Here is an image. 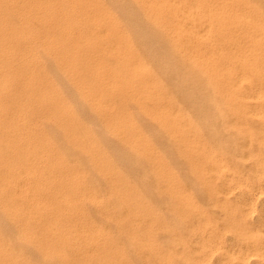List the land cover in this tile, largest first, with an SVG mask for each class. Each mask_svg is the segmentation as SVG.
Listing matches in <instances>:
<instances>
[{"label":"rangeland","instance_id":"1","mask_svg":"<svg viewBox=\"0 0 264 264\" xmlns=\"http://www.w3.org/2000/svg\"><path fill=\"white\" fill-rule=\"evenodd\" d=\"M56 1L58 3V7L61 9V4L64 1ZM105 1L107 2V0ZM111 1L112 0H108V3H111ZM34 36L35 37L31 35L32 38L29 44H25L26 47L23 46V49L21 48L22 51L20 55L24 56L23 58L21 56L20 59L22 63H24V65H19L21 70H16V76L11 75L13 77L12 79L11 76L7 75L6 71L3 73L0 72V79H6L5 84L7 83L10 87L7 88L8 85L6 84V90H4L5 87L3 86L2 90L0 89V107L5 108L6 111H8L6 112V116L10 117V127L9 125L6 126V124L3 123L0 118V122L3 124L2 125L0 123V126L2 125L0 129L3 128L2 130H0V256H2L0 257V264L6 263V259L4 258L5 256L9 258V264H118L119 261L112 258L111 256H114L115 253L120 254L121 252L122 258L125 259L126 264H264V111H262V109H264V91H262V89L264 90V81H258L260 83H258L259 85L257 84V82L252 81V77H254V73L252 72V77L251 74L249 76L250 81L248 83L250 84L247 83L248 86L247 84L243 85V83H238L239 85L235 84L231 86L219 84L216 87L217 90L215 89L216 91H214L212 88H208V84L202 82V80L200 81L198 79L190 78L191 76L186 75V71L184 72L183 70L178 69L173 65H169L168 63L165 64L164 61L167 59V57L164 58L165 55H160L159 53L155 54L156 57L154 55L153 58L149 56L156 66V68L154 66V70H157L159 75L161 73V76H163L166 81H170H167V84L164 86V88L168 89L167 91L170 95L167 100H170L171 106L183 111L185 122H188V124H190L191 126V131H189L188 129L184 131V135L182 137V142L180 145H176L170 142L167 138H165L162 132L155 126V124L151 120L144 118L137 112L135 107H133L129 103L126 104V102L121 100V98H117L118 93L116 94V92H118L119 88H115V91L111 90L113 94H110L111 92L109 91L107 103H111L112 106L116 109L115 115L109 113V122L114 121L117 123L119 121L121 122L122 119V124H124L125 119H127L128 117L131 119V121L134 123L135 128L134 133H129L130 139H138V133L147 138L152 144L155 151L158 153V155L161 156L162 160L164 161L168 170V174H172V177L170 179L160 180L153 174L152 167L149 163L139 162L137 164L133 163L134 166L131 165L132 160H136L137 156L132 153L131 149H129L128 147L126 148V145H123L116 136L109 132L106 126V124L109 122H102L105 117L103 118V116L95 114V111L90 108L91 105L87 103V101L85 102L84 100H82L80 96H78L79 94L75 88V85H71L65 70L63 71L61 68L58 69L59 67L56 68L58 66V59H56L57 55L49 53L45 50H42L43 52L41 51L42 46L44 47V45L47 44V40L45 37L49 35H41L40 37L38 35ZM64 36L70 37L71 35H54V37L57 38H64ZM41 41H43L44 43H41ZM34 42L38 43V45ZM25 48H29V52L27 50L26 52L24 50ZM34 49H36V53ZM38 50L42 52L41 54L39 53L41 56L38 55ZM25 52L27 53V55H25ZM36 54L38 55L37 58L35 57ZM33 56L35 59H33ZM40 58L43 59L39 60ZM47 58H51L52 61L51 59L47 60ZM30 59L34 61L32 62ZM44 59L46 60V62ZM47 62H49L50 65H48ZM52 63L54 64L53 66ZM106 63H109V66L111 67L113 66V61L111 60L110 62L108 60ZM22 66H26V68L23 69L24 67ZM46 66L48 68H46ZM30 67L33 72L30 70ZM32 67H34V69ZM19 74H22V76H19ZM26 74H30L32 75L33 79L38 80L35 87H23L21 85L23 83L22 81H24V83L26 82V78H24ZM80 74L84 83L86 81H88L86 82V84L92 83L93 80L86 71H80ZM109 75L110 74H108V76ZM113 78L114 76L112 75L109 77L110 80ZM46 79L48 81H46ZM14 82L16 83V86H14ZM47 82L48 84H46ZM200 82L202 83L200 84ZM42 83L43 85H40ZM10 84L13 85L14 89H12V85ZM69 84L70 86H68ZM93 84L97 85L98 87L102 86V84L94 81ZM37 85H40L41 87L44 86L45 88L39 89L37 88ZM18 86L20 87V90L18 89ZM233 86L236 88H234ZM237 86L239 87L237 88ZM250 86H253V88H250ZM22 87L27 88V91L23 92V90L21 89ZM37 89L40 91L38 92ZM43 89L48 94L53 89H56L59 92V98L62 97V99L64 98L63 100L65 101H63L62 99L60 100H62L67 105L70 103L68 106L70 107L69 109L71 110V112H73L72 115L74 114V123H76L72 127L78 128L79 125L80 128L78 129L80 130L81 134L87 135V137L91 141V144L95 146V151H103L107 161H112L111 163L116 165V169L119 170L118 172L122 174L125 180L128 181L132 186H134V211L136 213L134 216L136 221L134 225V245H131L126 240V236L121 235L120 230L116 228L115 225H113V220L111 221V218L115 216L121 217L124 220L125 215L122 212L118 211V209L116 208L117 200L114 199L113 195L111 196V194L108 192V182H106V180L97 172L96 168L89 159V155L87 153L84 154V152L78 153L77 150L75 151V148L68 144L65 140L62 130L55 124H53L52 120L50 119L51 116L57 112L58 100H56L55 102H51V104H46V102H41L40 100H38ZM15 90L17 91L15 92ZM249 90L253 94L250 93ZM74 91L77 95L74 93ZM25 92H30L32 94V97L24 95ZM242 92H244V94ZM35 93H39V95H35ZM33 97L34 101H31L30 98H32L33 100ZM262 98L263 100H261ZM242 100L245 101L244 105V101ZM255 100H257V102ZM258 101L260 103H258ZM143 102L145 103L144 106L148 109L153 108V105L149 103V100H143ZM42 104L45 106H43ZM252 105L254 106V108ZM19 107L21 108L19 109ZM52 110H54L55 112H53ZM88 111H90L91 114ZM9 112H12L13 115ZM234 112L236 114H234ZM105 113L107 115L108 112ZM89 114L90 116L93 115V118L90 117ZM75 115H77L78 117ZM48 116H50V118ZM16 117H19V119L21 118L22 120H19ZM39 117L41 118L39 119ZM44 117L47 118L45 119ZM137 118H139L140 120H137ZM19 121L21 124L19 123ZM36 122L39 124L37 125ZM99 124L100 126H102V128L99 127ZM31 125L32 128L30 127ZM141 125L143 126V128ZM36 130V133H38L39 131L44 135L45 139L47 135L46 142L50 146V149L48 148L49 150L47 149V146L45 144H43L42 147L40 139L38 140L37 135L34 132ZM144 130L148 131L145 132ZM89 132L92 134H90ZM224 132L226 133V136ZM32 133L35 135H33ZM104 133L106 134V136ZM108 137L110 140L108 139ZM223 137H225L226 139H223ZM100 138H105L107 139V141L104 139L103 143L102 139ZM36 139L38 141H36ZM153 139L155 142L153 141ZM216 139L218 140V142ZM8 140H10L11 143ZM111 142H113V148H117V151L121 149L120 152L122 151V155L121 153H119V151L117 153V151L112 147L111 150L116 151V153L114 151L112 153L109 152V144H111ZM114 143L116 144L115 146ZM103 144H105L104 147ZM69 145L72 148H70ZM105 146H107V148ZM110 146H112V144ZM160 148L163 151H161ZM123 150H125L126 153ZM52 151L53 154L51 156ZM74 152L76 154H74ZM25 153L28 157L24 156ZM56 153L57 155L59 154V157H62L60 158L61 163L54 159L53 155H56ZM37 154H39L38 157ZM77 154L80 155L78 156ZM113 155L114 158L112 157ZM167 155H170V157H167ZM80 156H85L84 158H86L87 156V158L82 159V157ZM52 158L54 160H52ZM115 159H117V161ZM87 161L89 162L87 163ZM115 161L118 162V164ZM55 162L56 165L54 164ZM62 164H64L65 166H62ZM125 164L127 165L128 170ZM52 165H54L55 167ZM72 170L73 172H71ZM137 170H139L140 172ZM58 171L61 172L59 173ZM67 172H69V174ZM51 173L54 174L52 175ZM55 174L56 176H54ZM239 175L240 177H243L240 178ZM248 175H255V178L252 176L253 178L250 179ZM97 176L100 177L98 178ZM180 176L182 177V180ZM54 177L58 178L56 179ZM59 177H62V180L59 179ZM76 177L79 179L77 180ZM101 177L104 181L100 179ZM246 178L250 179L251 182H247ZM22 179L23 181L21 182ZM69 180L71 182H67ZM75 180H77V182H80L76 183ZM252 180L254 182H252ZM72 181H74L75 184L72 183ZM40 182L42 184H40ZM58 183H61L63 185ZM65 183V187H67V190L65 189V187H63ZM75 185H77V187ZM21 186L23 187L21 188ZM2 187L5 188L2 189ZM53 187L55 188V190ZM79 187L82 188L80 189ZM242 188L244 190H241ZM246 188L248 189L245 190ZM10 189H12V191ZM79 189L81 192L79 191ZM87 192L93 197L92 199H88V197L85 195V193ZM27 193L28 195H26ZM71 193L73 196H71ZM3 194L6 197H4ZM60 194L65 196V199H61ZM261 196L263 198H260ZM1 197L4 198V200ZM67 197H69L71 203ZM41 198L43 201L41 200ZM72 201L74 202V204L72 203ZM6 203L9 206H7ZM37 206L39 208H37ZM6 207L12 210H9ZM71 207L76 208L71 209ZM13 209H15L16 211ZM4 211L6 214H8L9 212L10 213L6 215ZM64 213L66 216H64ZM72 214H74V216ZM1 215L4 216L2 217ZM89 223H91L92 225ZM23 227L29 234L32 233L30 234L31 236H39L38 238L35 237L39 244L38 249H35L37 247H33L34 245H31V241L29 242V240H27V237H25L26 234H22L21 229ZM91 228L97 229L100 233V237L102 238H99V242L95 246L96 248L92 246L95 244L92 241L88 240V235L82 231L84 229L87 230ZM27 229H31V232H29V230ZM126 232L127 229H125L124 233L126 234ZM20 237H22L23 239ZM45 248H47L46 250L49 252L56 251L60 254H64L63 259H60L52 252L51 256H53V254L54 256L48 257V259H46L41 254V252ZM96 249L102 250L105 254V257L101 258L100 256H98V253L94 252ZM81 250H83L84 252ZM249 253L254 256H249ZM131 254H134V257L133 255L131 256ZM51 258L53 259L51 260ZM93 258L94 260H92Z\"/></svg>","mask_w":264,"mask_h":264},{"label":"bare ground","instance_id":"2","mask_svg":"<svg viewBox=\"0 0 264 264\" xmlns=\"http://www.w3.org/2000/svg\"><path fill=\"white\" fill-rule=\"evenodd\" d=\"M62 1H64V2L61 4L62 7L60 9L57 5L58 3L56 0H0V72L3 73L6 71L8 76H11V75L16 76V70H18V71L21 70L19 65H24V63H22V61L20 59V57L22 56V55H20L21 51H22L21 48L23 49V46L26 47V45L29 44V42L32 38L31 35L33 37H35L34 35H38L39 37L41 35L42 36L43 35L44 36L49 35V36L45 37L47 40V42H46V40H45V42L47 44L44 45V47L42 46L41 51L45 50V51H48L49 53L57 55L56 59H58V61H57L58 66L55 65V66H57L56 68L59 67L58 69L61 68L63 71L65 70V72L67 73L68 78H69V79L68 78L67 79L69 80L71 85L72 84L75 85V88L79 94L78 96H80L82 100H84L85 102L87 101V103H89L91 105L90 108H92L95 111V114H98L99 116H103V118L105 117L104 120L102 121L104 123H107L110 121V118H109L110 114L109 113H112L113 115L116 114L115 107H113L111 103H107V97L109 96V91L111 92V90L113 91L115 88H119L118 92H116V94L118 93L117 98H121V100L125 101L126 104L129 103L130 105L135 107L137 112L139 114H141L144 118L151 120L155 124V126L162 132V134L165 136V138H167L170 142H172L176 145H180L182 142V137L184 135V131L187 129L189 131H191L190 124H188V122H185L183 111L181 109H176L173 106H171L170 100L169 101L167 100L170 97V95L168 94V91H167L168 89L164 88V86L167 84V81H169V80L166 81L163 78V76H161V73L159 75L157 70L156 71L154 70L155 65H154V62L150 59V57L153 58V56L155 54L160 53V55H165L164 58L167 57V59L164 61L165 64L168 63L169 65H173L174 67L183 70L184 72L186 71V75L191 76L190 78L198 79L200 81L202 80V82L208 84V88L210 87L214 91L217 90L216 87L219 84L231 86V85H235L238 83L239 84L243 83V85H245L250 81L249 76L251 74V77H252L253 73H254V77H252L253 78L252 81L257 82V84L259 83L258 81H260V82L264 81V0H112L111 3H108V0H107V2L105 0H62ZM63 4H65L66 6ZM63 6H65V7H63ZM50 35H53V36H50ZM54 35H71V36L70 37L64 36V38L59 37L60 38L59 39L57 37H54ZM35 39H38V38H35ZM63 39H64V41H63ZM61 40L63 41V43ZM43 41H41V43H44ZM34 43H36V42H34ZM36 44L38 45V43H36ZM29 48H31V47H29ZM28 49L25 48L24 50L28 51ZM34 50L36 53V49H34ZM31 51H33V50H31ZM39 51L40 50H38V55H40L43 52V51L42 52L41 51L39 52ZM25 55H27V53ZM38 55L36 54L35 57L37 58ZM23 56H22V58H23ZM30 56H31V54H30ZM28 57H29V55H28ZM46 57H45V59H46ZM155 57H156V55H155ZM33 59H35L34 56H33ZM41 59H43V58H40L39 60H41ZM48 59H51V58H47V60ZM30 60H28V61H30ZM44 60H42V61H44ZM108 60H109V62H110V60L113 61L112 67L109 66V63L108 64L106 63ZM25 61H26V58H25ZM51 61H52V59H51ZM37 62H38V59H37ZM45 62H46V60H45ZM49 62H47L48 65H50ZM13 63H15V64H13ZM29 64H30V62H29ZM34 64H35V62H34ZM53 65L54 64L52 63V66ZM110 65H111V63H110ZM26 66L25 67L22 66V67H24L23 69H25ZM47 66H46V68H48ZM32 68L34 69V67H32ZM155 68H156V66H155ZM30 70H31V67H30ZM37 70H39V69H37ZM48 70H50V69H48ZM31 71L33 72V70H31ZM80 71H86L94 82H98V83L102 84V86L98 87L97 85H94L93 81L90 84H88V83L86 84V82H88V81H86L84 83L82 80ZM58 72H60V71H58ZM108 74H110V75L108 76ZM20 75L22 76V74H19V76ZM111 75L114 76V78L110 80L109 77ZM36 76H39V75H36ZM24 78H26V80H25L26 82L24 83V81H22L24 83V84L23 83L21 84L23 87H32V86L35 87V85L37 84L36 82L38 80L33 79L32 75H30V74L29 75L26 74V76ZM12 79H13V77H12ZM39 79H40V77H39ZM108 79H109V81H108ZM17 80H19V79H17ZM46 81H48V80L46 79ZM90 81H91V79H90ZM5 82H6V79L5 80L0 79V89L1 90L3 87L6 86L7 83L5 84ZM43 82H45V81H43ZM51 82H52V80H51ZM195 82H196V80H195ZM202 82H200V84ZM193 83H192V85H193ZM14 84H15L14 86H16L15 82H14ZM46 84H48V82ZM248 84H250V83H248ZM248 84H247V86H248ZM10 85H12V84H10ZM40 85H43V83ZM40 85L39 86L37 85V88H39V89L45 88L44 86L41 87ZM68 86H70V84ZM8 87H9V85L7 86V88ZM23 87L21 88L23 90V92L27 91V88H23ZM238 87L239 86H237V88ZM259 87H261V86H259ZM259 87H258V89H259ZM234 88H236V87H234ZM250 88H253V86H250ZM12 89H14L13 85H12ZM18 89L20 90V87ZM56 89H53L49 94L46 93L45 90L43 89L38 100H40L41 102H46V104L47 103L51 104V102H53V101L55 102L56 100H58L57 101V103H58L57 112L55 114H53L51 116V118H50V116H48V117L52 120L53 124H55L57 127H59L62 130V133L64 134L65 140L67 141L68 144H70L72 147L75 148L74 149L75 151L77 150L78 153L84 152V154L87 153L89 155V159L92 162V164L94 165V167L96 168L97 172L106 180V182H108L107 183L109 186L108 192L111 194V196L113 195L114 199L117 200L116 208L118 209V211L122 212L125 215L124 220L121 217L115 216V217L111 218V221L113 220V222H112L113 225H115L116 228H118L120 230L121 235L126 236V238H127L126 240L131 245H134V225L136 223L135 217H134L136 214L134 211V205H135L134 204V199H135L134 198V186H132L128 181L125 180V178L122 176V174L120 172H118L119 170L116 169V165L111 163L112 161L111 162L107 161L106 157L104 156L103 151H101L102 153L98 150H97L98 152L95 151L96 148H95V146H93V144H91V141L87 137V135L84 134L85 135L84 136L81 134L80 130L78 129V128H80L79 125H78V128L72 127L76 123H74L75 122L74 117H73L74 114L72 115L73 112H71V110L69 109L70 107L68 106L70 103L68 105L66 103H64L63 102V101H65V100H63L64 98L63 99H62V97L59 98L60 95ZM244 89H245V87H244ZM4 90H6V87ZM16 91L17 90H15V92ZM39 91L40 90H38V92ZM192 91H194V90H192ZM262 91H264V90L262 89ZM10 92H11V90H10ZM10 92H9V94H10ZM249 92H250V90H249ZM25 93H24V95L32 97L31 96L32 94L30 92H25ZM74 93L76 94L75 91H74ZM242 93L244 94V92H242ZM250 93H252V92H250ZM19 94H17V95H19ZM110 94H113V92H111ZM207 94H208V92H207ZM235 94H237V93H235ZM35 95H39V93H37V94L35 93ZM177 95H179V94H177ZM181 95H183V94H181ZM37 97H35V98H37ZM196 97H197V95H196ZM182 98H183V96H182ZM30 99H31V101H34V97H33V100H32V98H30ZM60 99H62L63 101ZM143 100L144 101L149 100V103H151L153 105V108L148 109L147 107H145L144 106L145 103L143 102ZM244 100H245V98H244ZM244 100H242V101H244ZM261 100H263V98ZM255 101L257 102V100H255ZM30 103H32V102H30ZM244 103H245V101L243 102V105H244ZM258 103H260V102L258 101ZM20 104H21V102H20ZM82 104H83V102H82ZM146 104H147V102H146ZM85 105H87V104H85ZM247 105H249V104H247ZM256 105H257V103H256ZM43 106H45V105H43ZM261 106H262V104H261ZM119 107H121V106H119ZM259 107H260V104H259ZM20 108L21 107H19V109ZM121 108H123V107H121ZM227 108H228V106H227ZM253 108H254V106H253ZM16 111H14V112H16ZM42 111H40V112H42ZM52 111L55 112L54 110H52ZM52 111H51V113H52ZM74 111H76V110H74ZM262 111H264V109H262ZM6 112H8V111H6L5 108L0 107V118L3 121V123L6 124V126L9 125V127H10V122H9L10 117L6 116ZM88 112L90 113V111H88ZM105 112H108L107 115ZM9 113L12 114V112H9ZM90 114H89V116H90ZM119 114H121V113H119ZM132 114H134V113H132ZM234 114H236V113L234 112ZM20 115H22V114H20ZM75 116H77V115H75ZM92 116H90V117H92ZM248 116H250V115H248ZM41 117H39V119ZM138 117H139V115H138ZM255 117H253V118H255ZM14 118H15V116H14ZM44 118L46 119L47 117H44ZM17 119H19V117ZM138 119L139 118H137V120ZM206 119H207V117H206ZM122 121H123L122 119H121V122L119 121L117 123L112 121V122L107 123L106 126H107V128L111 134L116 136L117 139L120 142H122L123 145H126V148L128 147L129 149H131L132 153L137 156L136 157L137 159L135 158L136 160H132L131 165H133V163L137 164L139 162L149 163L152 167L153 174L156 176V178H158L160 180L170 179L172 177V174H170V173L168 174V170L166 168L164 161L162 160L161 156L158 155V153L155 151V149L153 148V146L149 142V140L147 138H145L143 135H141L140 133H138V137H139L138 139H136V140H134V138L130 139L129 133L130 134L132 132L134 133V128H135L134 123L131 121V119L129 117L127 119H125L124 124H122ZM80 122H81V120H80ZM19 123H20V121H19ZM49 123H51V122H49ZM49 123H47V124H49ZM36 124L38 125L39 123L36 122ZM43 124H44V122H43ZM68 125H69V127H68ZM84 125H86V124H84ZM1 126H0V128H1ZM30 127L32 128V125ZM48 127H49V125H48ZM99 127L102 128V126H100V124H99ZM103 127H104V125H103ZM85 128H86V126H85ZM142 128H143V126H142ZM2 129H0V130H2ZM5 129H6V127H5ZM252 130H254V129H252ZM146 131H148V130H146ZM34 132L36 133L37 130ZM52 132H53V130H52ZM42 133H43V129H42ZM42 133H40L38 131V133H36L37 138H38V140L40 139V143L42 144V147H43V144H45L47 146V149L48 148L50 149L49 144L46 142L47 135H46V139H45V137ZM58 134H60V133H58ZM90 134H92V133H90ZM33 135H35V134H33ZM105 136H106V134H105ZM225 136H226V133H225ZM21 137H22V135H21ZM99 137H100V135H99ZM207 138H209V137H207ZM224 138L225 137H223V139ZM100 139H102V138H100ZM104 139L105 138L102 139L103 143H104V141H103ZM108 139H109V137H108ZM38 140L36 139V141H38ZM105 140L107 141V139H105ZM209 140H211V139H209ZM8 141L11 143L10 140H8ZM153 141H154V139H153ZM63 142H64V140H63ZM217 142H218V140H217ZM111 144H112V146H110ZM111 144H109L110 150H111V147L113 148V142H111ZM22 145H24V144H22ZM22 145H20V146H22ZM70 145H69V147L72 148ZM104 145L105 144H103V147H104ZM115 145L116 144L114 143V146ZM15 146H16V144H15ZM105 147L107 148V146H105ZM51 148H53V147H51ZM29 149H31V148H29ZM113 149L116 150L117 148L116 149L113 148ZM37 150H38V148H37ZM99 150H100V148H99ZM110 150H109V152H111V153L114 151V150H111V151ZM120 150H118V151L122 155V151L120 152ZM116 151H114V152L116 153ZM118 151H117V153H118ZM123 151H125V150H123ZM161 151H163V150L161 149ZM125 153H126V151H125ZM52 154H53V151L51 153V156H52ZM74 154H76V153L74 152ZM38 155L39 154H37V157H38ZM58 155L56 153V155L54 154L53 157L59 163H61L60 158H62V157H59ZM170 155L169 156L167 155V157H170ZM24 156H26V153ZM26 157H28V156H26ZM80 157H82V156H80ZM84 157H82V159L87 158V156H86V158H84ZM112 157L114 158V155ZM64 158H65V156H64ZM195 158H196V156H195ZM54 159L52 158V160H54ZM63 159H62V161H63ZM115 160L117 161V159H115ZM88 162L89 161H87V163ZM116 163L118 164V162H116ZM54 164L56 165V162ZM227 164H228V162H227ZM47 165H48V163H47ZM120 165H121V163H120ZM52 166H54V165H52ZM62 166H65V165L62 164ZM246 166H247V163H246ZM126 167H127V165H126ZM1 169H3V168H1ZM64 170H65V168H64ZM127 170H128V167H127ZM139 170H137V171H139ZM36 171H38V170H36ZM71 172H73V170ZM130 172H133V171H130ZM67 173L69 174V172H67ZM247 174H248V171H247ZM54 176H56V174ZM252 176L255 178V175H252ZM252 176L251 175L249 176L250 179L253 178ZM97 177L99 178L100 176H97ZM102 177L100 178L101 180H103ZM239 177H240V175H239ZM242 177H240V178H242ZM22 178H24V177H22ZM54 178H56V177H54ZM180 178L182 180L181 176H180ZM59 179L62 180V177L61 178L59 177ZM78 179L79 178H77V180ZM250 179H247V182H249V181L251 182ZM50 180H52V179H50ZM77 180H75L76 183L80 182V181L77 182ZM22 181H23V179L21 180V182ZM254 181H255V179H254ZM254 181L252 180V182H254ZM41 182H40V184H42ZM48 182H50V181H48ZM67 182H71V181L69 180ZM56 183H54V184H56ZM72 183L75 184L74 181H72ZM83 183H82V185H83ZM58 184H61V183H58ZM46 185H47V183H46ZM61 185H63V184H61ZM65 185H66V183L64 184L63 187H65ZM75 186L77 187V185H75ZM5 187H2V189ZM22 187L23 186H21V188ZM82 187H79V188L81 189ZM55 188H54V190H55ZM243 188H245V187H243ZM243 188L241 190H244ZM248 188H246L245 190H247ZM29 189H31V188H29ZM65 189L67 190V187H65ZM80 189H79V191H80ZM84 189H85V187H84ZM217 189H219V188H217ZM10 190L12 191V189H10ZM59 190H60V188H59ZM3 191H5V190H3ZM82 191H84V190H82ZM24 192H25V190H24ZM63 192H64V190H63ZM9 193H10V191H9ZM1 194H2V191H1ZM16 194H17V192H16ZM258 194H259V192H258ZM26 195H28V193ZM85 195L88 197V199L93 198L91 195L88 194V192L85 193ZM34 196H33V198H34ZM71 196H73L72 193H71ZM4 197H6V196L4 195ZM20 197H22V196H20ZM24 197H25V195H24ZM60 197H61V199H65V196H63L61 194H60ZM263 197H264V195H263ZM263 197L261 196L260 198H263ZM67 198L69 200V197H67ZM139 198H140V196H139ZM2 199L4 200V198H2ZM41 200H42V198H41ZM73 201H72V203L74 204ZM88 201H90V200H88ZM37 203H38V201H37ZM70 203H71V201H70ZM7 206H9V205L7 204ZM12 207H14V206H12ZM6 208H8V207H6ZM37 208H39V207L37 206ZM72 208L74 209L76 207H71V209ZM261 209H262V207H261ZM9 210H12V209H9ZM13 210H15V209H13ZM72 211H74V210H72ZM4 213H5V211H4ZM8 214H6V215H8ZM72 215L74 216V214H72ZM139 215H141V214H139ZM1 216L3 217L4 215H1ZM64 216H66L65 213H64ZM59 220H61V219H59ZM89 220H90V218H89ZM89 224H91V223H89ZM20 225H21V223H20ZM86 225H87V223H86ZM24 226H25V224H24ZM82 226H83V224H82ZM125 229H127L126 234L124 233ZM27 230H29V229H27ZM30 230H29V232H31ZM21 231H22V234H26L25 237H27V240H29V242L31 241V243H32L31 245H34L33 247H37L35 249H38L39 244H38L36 238H38L39 236L38 237L31 236L30 234H32V233L29 234L25 230L24 227L21 229ZM82 231L88 235V240L92 241L95 244L92 246L95 247L97 245V243L99 242V238H101L99 231L97 229H93V228L87 229V230L84 229ZM34 234H36V233H34ZM36 235H38V234H36ZM119 236H120V234H119ZM20 238H22V237H20ZM0 239H1V237H0ZM118 240H119V238H118ZM23 241H26V240H23ZM78 243H79V241H78ZM51 244H54V243H51ZM82 244H83V242H82ZM47 248H45L43 250L44 252L40 251L41 254L46 259H48V257H53L54 254L56 256H58L60 259H63L64 254H60L56 251H53V252L51 251L52 253H54L53 256H51L52 254H51V252L46 250ZM125 249H127V248H125ZM109 250H111V249H109ZM81 251H83V250H81ZM94 252L98 253V256H100L101 258L105 257V254L102 250L96 249ZM2 253H3V251H2ZM121 253L120 254L115 253V255L111 256V257L114 259H117V261H119L118 264H126V261H125V259L122 258ZM94 255H93V257H94ZM132 255L134 257V254H131V256ZM250 255L254 256V255L249 253V256ZM0 257H2V256H0ZM4 258L6 259V263L9 264V261H10L9 258L7 256H5ZM52 259L53 258H51V260ZM92 260H94V258ZM132 260H133V258H132Z\"/></svg>","mask_w":264,"mask_h":264}]
</instances>
